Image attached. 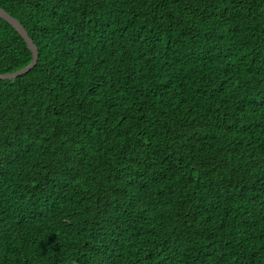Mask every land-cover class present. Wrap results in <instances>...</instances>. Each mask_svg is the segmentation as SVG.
<instances>
[{"label":"trees","instance_id":"1","mask_svg":"<svg viewBox=\"0 0 264 264\" xmlns=\"http://www.w3.org/2000/svg\"><path fill=\"white\" fill-rule=\"evenodd\" d=\"M0 8V264H264V0Z\"/></svg>","mask_w":264,"mask_h":264},{"label":"water","instance_id":"2","mask_svg":"<svg viewBox=\"0 0 264 264\" xmlns=\"http://www.w3.org/2000/svg\"><path fill=\"white\" fill-rule=\"evenodd\" d=\"M0 18L6 21L9 25L13 27V29L21 36V38L25 41L29 51L32 54V61L30 65H28L26 68L17 71L12 74H6V75H0V81L4 80H14L18 77L24 76L27 73H29L37 64L38 61V50L36 46L33 44L32 40L29 38L27 32L25 29L21 26V24L12 18L10 15H8L4 10L0 8Z\"/></svg>","mask_w":264,"mask_h":264}]
</instances>
